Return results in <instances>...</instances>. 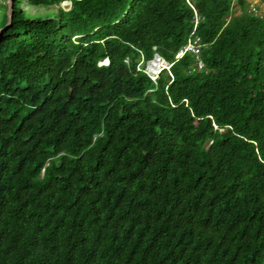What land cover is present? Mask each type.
Returning <instances> with one entry per match:
<instances>
[{
  "label": "trees",
  "instance_id": "1",
  "mask_svg": "<svg viewBox=\"0 0 264 264\" xmlns=\"http://www.w3.org/2000/svg\"><path fill=\"white\" fill-rule=\"evenodd\" d=\"M65 1L0 31V264H264V14Z\"/></svg>",
  "mask_w": 264,
  "mask_h": 264
},
{
  "label": "built area",
  "instance_id": "2",
  "mask_svg": "<svg viewBox=\"0 0 264 264\" xmlns=\"http://www.w3.org/2000/svg\"><path fill=\"white\" fill-rule=\"evenodd\" d=\"M251 8V12L256 13L257 15H261L262 13L258 9V1L248 0ZM194 35V34H193ZM156 49V48H155ZM203 49L202 40L199 36H193L188 44L177 54L176 59H181L186 53H191L196 56H200ZM143 61L140 63V65H143ZM173 64L169 63L166 59H164L159 54L155 55V58L148 62L146 68L144 69L147 74H149L152 78H157L158 74L163 69H170ZM198 69H204L205 64L203 61H199L197 65Z\"/></svg>",
  "mask_w": 264,
  "mask_h": 264
},
{
  "label": "rangeland",
  "instance_id": "3",
  "mask_svg": "<svg viewBox=\"0 0 264 264\" xmlns=\"http://www.w3.org/2000/svg\"><path fill=\"white\" fill-rule=\"evenodd\" d=\"M10 0H0V24L3 21L4 14H6L7 7H5ZM255 1V0H253ZM22 7L26 10L27 14L31 18L36 17H55L56 15V8L55 7H32L29 5L28 0H23ZM60 7L65 11H70L73 7V3L70 0L63 2ZM260 10L264 13V4H260ZM237 14L240 13L239 8L235 10Z\"/></svg>",
  "mask_w": 264,
  "mask_h": 264
},
{
  "label": "clouds",
  "instance_id": "4",
  "mask_svg": "<svg viewBox=\"0 0 264 264\" xmlns=\"http://www.w3.org/2000/svg\"><path fill=\"white\" fill-rule=\"evenodd\" d=\"M259 5H260V3H258V6H259ZM259 11L261 12L260 9H259ZM261 13H262V12H261ZM262 14H264V13H262ZM187 44H188V43H187ZM187 44H186V45H187ZM186 45H185V46H186ZM185 46H184V47H185ZM184 47H183V48H184ZM183 48H182V49H183ZM182 49H181V50H182ZM181 50H180V51H181ZM180 51H179V52H180ZM179 52H178V53H179ZM178 53H177V54H178ZM156 54H159V53H156ZM177 54H176V56H177ZM187 54H188V53H186L181 59H183ZM159 55H160V54H159ZM160 56H162V55H160ZM176 56H175V62H170L169 60H167L165 57L162 56V57H163L164 59H166L169 63H172V64H173V65L171 66V68H170V69H163V70L158 74V77L155 78V79L152 78L149 74H148V76H149L153 81H157L158 78L160 77V75L163 74L165 71L171 72L172 67H173L178 61L181 60V59L177 60V59H176ZM142 61H143L144 63H143V65L141 66L140 63H141ZM142 61L139 63V66H138V69H139V70H144V69L146 68L148 62H150V61L145 62V59H142ZM151 61H152V60H151ZM199 61H202V60H199ZM108 63H109L108 60H104V61H102V62L100 63V65H107ZM142 68H143V69H142ZM144 71H145V70H144ZM145 73H146V72H145ZM146 74H147V73H146Z\"/></svg>",
  "mask_w": 264,
  "mask_h": 264
},
{
  "label": "water",
  "instance_id": "5",
  "mask_svg": "<svg viewBox=\"0 0 264 264\" xmlns=\"http://www.w3.org/2000/svg\"><path fill=\"white\" fill-rule=\"evenodd\" d=\"M5 7H7L6 15H7L8 22H7V24H6L5 27L0 28V31L1 30L2 31L5 30L9 26V24H10L11 16H12L11 15V0L8 2V4Z\"/></svg>",
  "mask_w": 264,
  "mask_h": 264
},
{
  "label": "crops",
  "instance_id": "6",
  "mask_svg": "<svg viewBox=\"0 0 264 264\" xmlns=\"http://www.w3.org/2000/svg\"><path fill=\"white\" fill-rule=\"evenodd\" d=\"M255 1H258L260 4H262L261 0H255Z\"/></svg>",
  "mask_w": 264,
  "mask_h": 264
}]
</instances>
